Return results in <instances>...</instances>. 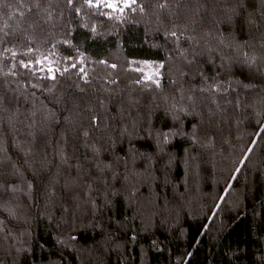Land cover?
Segmentation results:
<instances>
[{
	"label": "trees",
	"instance_id": "trees-1",
	"mask_svg": "<svg viewBox=\"0 0 264 264\" xmlns=\"http://www.w3.org/2000/svg\"><path fill=\"white\" fill-rule=\"evenodd\" d=\"M127 5L0 0V264H264V0Z\"/></svg>",
	"mask_w": 264,
	"mask_h": 264
},
{
	"label": "rangeland",
	"instance_id": "rangeland-1",
	"mask_svg": "<svg viewBox=\"0 0 264 264\" xmlns=\"http://www.w3.org/2000/svg\"><path fill=\"white\" fill-rule=\"evenodd\" d=\"M98 3L104 4L105 6L107 5H115V8L109 7L112 10H120L122 7L127 5L129 3V0H97ZM108 7V6H107ZM157 77V71L154 70L151 66L146 65L145 70H144V79L148 81H156Z\"/></svg>",
	"mask_w": 264,
	"mask_h": 264
},
{
	"label": "snow or ice",
	"instance_id": "snow-or-ice-1",
	"mask_svg": "<svg viewBox=\"0 0 264 264\" xmlns=\"http://www.w3.org/2000/svg\"><path fill=\"white\" fill-rule=\"evenodd\" d=\"M89 2H91V0H89ZM108 7H113V8H115V5H107ZM126 7L128 6V5H125Z\"/></svg>",
	"mask_w": 264,
	"mask_h": 264
}]
</instances>
